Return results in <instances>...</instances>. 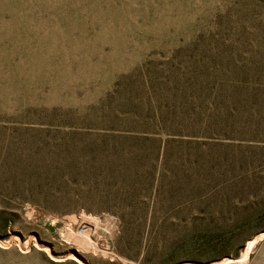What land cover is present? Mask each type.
Masks as SVG:
<instances>
[{"label":"rangeland","instance_id":"obj_1","mask_svg":"<svg viewBox=\"0 0 264 264\" xmlns=\"http://www.w3.org/2000/svg\"><path fill=\"white\" fill-rule=\"evenodd\" d=\"M261 241L264 0H0V264Z\"/></svg>","mask_w":264,"mask_h":264},{"label":"crops","instance_id":"obj_2","mask_svg":"<svg viewBox=\"0 0 264 264\" xmlns=\"http://www.w3.org/2000/svg\"><path fill=\"white\" fill-rule=\"evenodd\" d=\"M224 264H264V241L256 243L245 259H242V255H240Z\"/></svg>","mask_w":264,"mask_h":264}]
</instances>
